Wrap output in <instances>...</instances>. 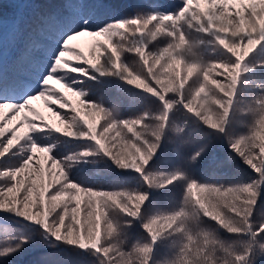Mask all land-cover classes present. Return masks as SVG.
Segmentation results:
<instances>
[{
  "label": "snow or ice",
  "instance_id": "snow-or-ice-1",
  "mask_svg": "<svg viewBox=\"0 0 264 264\" xmlns=\"http://www.w3.org/2000/svg\"><path fill=\"white\" fill-rule=\"evenodd\" d=\"M0 225V264H264V0H0Z\"/></svg>",
  "mask_w": 264,
  "mask_h": 264
},
{
  "label": "trees",
  "instance_id": "trees-1",
  "mask_svg": "<svg viewBox=\"0 0 264 264\" xmlns=\"http://www.w3.org/2000/svg\"><path fill=\"white\" fill-rule=\"evenodd\" d=\"M6 2H7V0H6ZM133 2H140V0H133ZM162 2H164L165 4H172V3H175L176 0H162ZM13 11H14V9L11 5H9L8 7L5 8V14L3 17V30L5 29L6 33L9 32L10 28H11ZM91 40H92V38L89 37V39L86 42H82L81 45L79 44L80 47L87 50L90 43H91ZM128 59H129V62H132L134 60V57L129 55ZM58 87H59V85H57V88ZM65 95L68 97L69 101L72 103L73 106L80 108V112L82 115L85 114V109H83V107H81L77 104L75 97L71 96V94H69V93H65ZM105 101H106V106H108V107H112L114 102L120 101V104H119L120 109H121V111H123L125 113L130 112V111H134L135 107H136L135 105L130 106L127 102L126 97H124L123 94L118 93L114 89L105 94ZM44 106H45V103H44ZM45 108L47 110L43 114L45 116V119L50 123H55L56 118L54 116H52V114L49 112L47 106H45ZM51 118H54L55 121H52ZM85 118L91 120V117L85 116ZM113 135H114V133H113ZM199 171L200 170L197 169L198 174H199ZM77 175L82 179H86L90 183H99V184H102L104 186H110L112 183H114V181H112L110 179L111 173L107 169H104L102 166L85 168L82 171H78ZM238 175L241 178H244L246 176V173L238 171ZM258 215H259V213H258ZM4 227L11 229L14 226L13 225H0V239H2V237H3L2 229ZM32 258H35V257H28V259H32Z\"/></svg>",
  "mask_w": 264,
  "mask_h": 264
},
{
  "label": "rangeland",
  "instance_id": "rangeland-1",
  "mask_svg": "<svg viewBox=\"0 0 264 264\" xmlns=\"http://www.w3.org/2000/svg\"><path fill=\"white\" fill-rule=\"evenodd\" d=\"M4 31H5V29H4ZM88 39H89V37H82V38H80V39L77 41V43L81 45L82 42H86ZM85 50H86V49H85ZM34 103H35V101H33V104H34ZM37 110H38L39 112H41L42 114H44V112L47 111L46 108H45V106L42 107L41 105H38V106H37ZM49 115H50V114H49ZM51 120H52V121H55L54 118H51Z\"/></svg>",
  "mask_w": 264,
  "mask_h": 264
}]
</instances>
